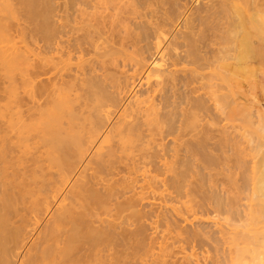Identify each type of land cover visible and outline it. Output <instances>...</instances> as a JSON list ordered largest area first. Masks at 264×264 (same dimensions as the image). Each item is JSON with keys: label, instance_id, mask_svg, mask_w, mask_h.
Masks as SVG:
<instances>
[{"label": "bare ground", "instance_id": "1", "mask_svg": "<svg viewBox=\"0 0 264 264\" xmlns=\"http://www.w3.org/2000/svg\"><path fill=\"white\" fill-rule=\"evenodd\" d=\"M53 2L0 0V264H264V0Z\"/></svg>", "mask_w": 264, "mask_h": 264}, {"label": "rangeland", "instance_id": "2", "mask_svg": "<svg viewBox=\"0 0 264 264\" xmlns=\"http://www.w3.org/2000/svg\"><path fill=\"white\" fill-rule=\"evenodd\" d=\"M53 1H54L53 3L55 4V5H53V6L55 7V9H56V7H57V9L54 11V13L56 14V12H57V14H58V15L56 14L57 16L55 15V16L57 17V19L55 18L54 21H56V20H61L62 17L60 18V16H62L61 14H62V12H63V8L65 7V6H64L65 4H63V3H65L64 1H66V0H64L63 3H62V2L60 3V1H62V0H53ZM56 1H59V2H56ZM55 2L58 3V4H56ZM61 4H62V5H61ZM56 5H57V6H56ZM60 5H61V6H64V7H62V9H61V6H60ZM59 6H60V7H59ZM100 7H102V6L100 5ZM89 10H91V9H89ZM89 10H88V12H89ZM60 11H61V13H59ZM92 11L94 12L95 10L92 9L91 12H92ZM98 11H99V10L95 11V12H96L95 14H97ZM59 14H60V16H59ZM62 21H63V20H61V21H56V23L59 24V22L61 23ZM62 23H63V22H62ZM166 39H167V38H166ZM166 39H165L164 41H166ZM149 41H151V43H150V42L148 43V47H150L149 45H151V47L149 48V50L151 49V51L148 50V53H149V54L146 52L145 55H149V56H151L152 54L155 53V52H154V50H155L154 48H155L156 46L154 45V42H155L154 39H153V40L150 39ZM155 43H156V42H155ZM164 43H165V42H163V44H164ZM143 44H144V43H143ZM152 44H153V47H154V48H152ZM163 44L161 43L160 47H162ZM152 51H153V52H152ZM150 52H151V53H150ZM150 54H151V55H150ZM154 57H155V56H154ZM153 59H154V58L152 57V59H150V60H153ZM150 60H149V63H150ZM131 71H132V70H130V72H131ZM207 72L209 73L210 71H209V70H208V71H207V70L199 71V73H201V74H203V75L206 74ZM208 73H207V74H208ZM208 75H210V74H208ZM41 77H42V78H41ZM41 77H40V78L43 79V80L45 81L46 78L43 77V76H41ZM208 79H209V78H208ZM256 80H257V79H256ZM0 81H1V80H0ZM214 81H215V80H214ZM216 82H219V80H217ZM256 82H257V83H256ZM210 83H212V85H213V81H212V82L209 81V80L207 81V78H203V77H201L200 79L196 80V81L194 82L195 86H196V87H201V88L198 89V90H199V93H197V94H202V95H203L205 92H206V93L208 92V94H212V93H209V92H211L214 88H213L211 85H210V86H211V88H210V86H209ZM256 84H257V85H256ZM240 85L243 87V91H244V94H245V96H246V97L243 99V101H244L245 103H248V102L250 101L249 99L254 98V99H255V102H256V104H255V108H257V109H259L260 111L263 112V111H264V81H263V79H262L261 77H258V80H257V81H249V82H248V81H244V80H242L241 83H240ZM258 85H259V87L257 88ZM1 86H2V85L0 84V87H1ZM250 88H251V89H250ZM256 88H257V89H256ZM0 89H1V88H0ZM211 89H212V90H211ZM214 90H215V89H214ZM214 90H213V92H214ZM253 92H254V94H253ZM204 95L207 96L206 94H204ZM253 95H255V96H253ZM210 96H211V95H209V96H207V97H210ZM210 104H211V102H210ZM247 105H248V104H247ZM234 121H235V120H234ZM263 121H264V120H263ZM237 122H239V121H237ZM256 122H257V121H256ZM223 123H225V122H223ZM223 123H222V124H223ZM227 123H228V124H226V125H227V128H228V130H229V128L231 127L230 124H229L230 121L227 122ZM233 124H234V123H233ZM235 124H236V123H235ZM237 124H238V123H237ZM237 124H236L235 127L238 126ZM239 124H241V123H239ZM231 125H232V124H231ZM211 126L213 127L214 124H213V125L211 124ZM239 126H240L241 128H243V127H242V126H243L242 124L239 125ZM239 126H238V129H239ZM232 127H233V128H232ZM232 127H231V128L233 129V131H232V129L230 128L231 131H229V132L232 134V133L235 131V132H234V135L232 134V136H233V137H232V141H233L235 144L233 143V144L230 145V146L233 147V145H234V147H235V145L238 144V142H237L238 139H236V138H237L238 136H240V135H243L244 133H243V131H242V133L240 134V132H241L240 129H241V128L239 129V131H240V132H239L238 129H236L237 131L235 130L234 125H233ZM244 129H245V128H244ZM242 130H243V129H242ZM255 130H257V129H255ZM244 131H245V130H244ZM236 132H239V133H236ZM253 132H254V131H252V133H250L249 136H251L254 140H258V138H259L260 136H263V137H264V131H263V133H261V134H260V132H258V131L254 132V133H253ZM235 133L237 134V136H236ZM234 136H235V137H234ZM258 136H259V137H258ZM240 137H243V136H240ZM240 137H238V138L240 139V140H239V145H241V144H240L241 141H242V143L245 142L244 139H243V138H240ZM168 138L171 139V137H168ZM234 138H235V139H234ZM244 138H246V137H244ZM233 139H234V140H233ZM241 139H242V140H241ZM246 139H247V138H246ZM232 141H230V142H232ZM243 141H244V142H243ZM262 141H263V139H262ZM236 143H237V144H236ZM230 144H231V143H230ZM246 145H247V140H246V144L244 143V145H242V148L238 146V148H241L240 150H238V152H239V151H240V152H241V151L243 152V149H246L247 147H248V148H247V151H249V152H250V150L252 151L251 148L249 149V146H250V145L248 144L249 146L247 145V147H246ZM243 146L246 147V148H244ZM235 148H236V149H235ZM235 148H234L235 151L233 150L234 152L231 150V152H233L232 154L235 153L234 158L237 157L236 150L238 149L237 146H236ZM230 149H231V148H230ZM232 149H233V148H232ZM229 151H230V150H229ZM244 151H245V150H244ZM247 151H246V152H247ZM240 152H239V155L242 154V153H240ZM253 152H255V153H254V154H252V152L249 153V155H250V154H252V155L249 156L248 158H249V159H252V157H253V159H252L253 161H255V162L258 161V164H263V165H264V162H263V161H264V145H262V147L260 148L259 151H255V150H253ZM228 153H230V152H228ZM232 154H231V155H232ZM243 154H244V156L246 155V153H243ZM231 155H230V156H231ZM235 156H236V157H235ZM240 156H241V155H240ZM240 156H238V157H240ZM231 157H233V155H232ZM238 157H237V158H238ZM240 158H241V159H240ZM240 158H239V161L242 160V161H241V164L244 165V164H245V163H244L245 159H244V160L242 159L243 156L240 157ZM244 158H246V157H244ZM248 158H246V160H249ZM229 160H230V159H229ZM231 160H232V159H231ZM234 160H235V159H234ZM236 161H237V160L234 161V164H235ZM250 161H251V160H250ZM250 161H248V162L251 164ZM245 162H246V161H245ZM230 163L233 164L232 161H230ZM238 163H240V162H238ZM231 164H230V165H231ZM234 164H233V165H234ZM241 164H238L239 168H237V169H240V168H241V170H242V171L239 170V173H238V174L241 173V174H240V177H241V178L244 177V178H242V180H241V181L243 182V179L246 180L245 177L247 176V173H248V172H245V173H246V174H245L244 171H247V170H248L247 168L250 167V164H249V165H248V164H245V165H244V166L246 167V170H245V167H243V165H241ZM235 165L237 166V164H235ZM236 166H235V168H236ZM240 166H242L243 168L240 167ZM247 166H248V167H247ZM261 166H262V165H261ZM231 167H233V166L231 165ZM233 168H234V167H233ZM237 169H235V172L238 171ZM230 170L232 171L233 169L231 168ZM233 171H234V170H233ZM242 172H243V174H245L246 176H245V175L242 176ZM238 174H237V175H238ZM237 175H236V176H237ZM139 178H140V177H139ZM140 182H141V181H140ZM243 183H244V182H243ZM139 184H140V183H139ZM226 184H228L227 180H226ZM149 202H150V201H149ZM152 202H153V201H152ZM154 202H157V201H154ZM155 204H157V203H155ZM168 206H170V205H168ZM177 206H178V205H177ZM188 220H189V219H188ZM188 220H186V222H185V221L182 222V223H183L182 225H184V226L186 225L185 228L190 229V227H189L190 224L192 223V226H193V223H195L196 221H194V220H193V221H188ZM148 221H149V220H148ZM148 221H147V222L145 221V223H147V224H146V227H147V228H146V229H147L146 231L148 232V233H147V232H146V233H147V236L149 235L148 237H151L152 235L154 236V238H153V236L151 237V238L155 239V240L153 241V244H152V245H154V242H155L156 245H154V247H155V246H158V245L160 244V242H161V243H162V241H165V242H166V239H168L169 242H166V243H168V246H169L170 241H171V242H173V241L170 240L169 238H166V237H168L169 235L166 236L165 233H166V234H168V233H167L166 231H164V234H163L162 231H163L164 229L162 228V226L160 227V225H158V226H159L162 230L159 229V228H157V229H159V230H157V231H158V232H157L155 229H153V227H154L156 224H154V225L152 224V225H151V223H153V220H151V223H150V221H149V222H148ZM211 221H212V223H215L216 226H224V225L226 226V224L224 223L223 220H211ZM211 221H210V223H211ZM204 223H205V222H204ZM208 223H209V222H208ZM208 223H206V225H212V224H210V223L208 224ZM150 225H151V226H150ZM256 225H257L256 227H260V229L258 230L259 234H257V242H258L259 244L264 245V231L262 232L263 228H261V227H263V226H262L263 224H261L259 221H257V222H256ZM149 226H150V227H149ZM149 228H150V229H149ZM246 228H251V225H248ZM160 230H161V231H160ZM152 231H153V232H152ZM151 232H152L153 234H152ZM155 232H156L157 234H156ZM161 232H162V233H161ZM151 234H152V235H151ZM155 234H156L157 236H156ZM150 235H151V236H150ZM160 235H161L162 237H160ZM163 235H164V236H163ZM148 237H147V240H148ZM155 237H157L158 240H159V238H160V240L163 239V237H165V238H164L163 240H161V241H158ZM149 239H150V238H149ZM158 242H159V243H158ZM175 242H177V241H175ZM175 242H173V244L170 243V250H168L169 247H168L167 250H165L166 253L168 252V254H167L168 256L166 255L165 258H164V256H163L164 254H162L163 257L161 256V257H162L161 259H162V260H163V258H164V260L166 259L164 262H167V263L169 262V260L171 259V256H172V260H170L171 263L169 262L168 264H172V263H173V264H176V263H178V264H180V263L183 264V263H182V262H183L182 259H184L183 257H186V258H187V256H188L187 259L189 260V256H190L189 253H192L193 251H195L194 253L197 254V257L200 256V255H202V256H206V255H208L207 252H206L207 247H205L206 250H201V253H200V252H199L200 250L197 249V248H195V249L193 248V249H194V250H193V249L190 248V247H191L190 245H187V246H186V244H184V245H185V246H184L182 243H179V242H178V244H177V243L174 244ZM171 244L173 245L172 247H173L174 249L171 247ZM179 244H180V245H179ZM178 245H179V247H178ZM159 246H160V245H159ZM175 246H176V248H175ZM182 246H183V247H182ZM154 247H153V249H154ZM180 247H181V248H180ZM151 248H152V247H151ZM178 248H179V249H178ZM189 248H190V249H189ZM181 249H183L184 251L181 250ZM151 250H152V249H151ZM155 250H156V251L158 250L157 247L155 248ZM155 250H154V251H155ZM172 250H173L176 254H173L174 252H172V255H171V251H172ZM185 250H186V251H185ZM191 250H192V252H191ZM154 251H153V252H154ZM180 251H181V252H180ZM197 251H198V252H197ZM202 251H203L204 253H203ZM158 252H159V250L157 251V253H158ZM177 252H180V253H177ZM182 252H184V253L182 254ZM154 253H155V252H154ZM166 253H165V254H166ZM198 253H199V254H198ZM196 254H195V255H196ZM155 255H156V253H155ZM170 255H171V256H170ZM182 255H184V256H182ZM249 255H250V253L246 252V261H245V264H249V263H250L249 260H248V259H249ZM169 256H170V258H168ZM202 256H201V258H200V257H198V258L202 259ZM177 257H179V258H177ZM181 257H182V258H181ZM149 258L151 259L152 257H149ZM167 258H168V259H167ZM180 258H181V259H180ZM175 260H176V263H175ZM184 260H185V259H184ZM172 261H173V262H172ZM180 261H182V262H180ZM167 263H166V264H167ZM184 264H186V263H184Z\"/></svg>", "mask_w": 264, "mask_h": 264}]
</instances>
